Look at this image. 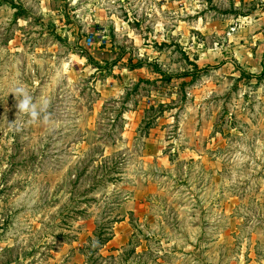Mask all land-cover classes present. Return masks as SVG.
Listing matches in <instances>:
<instances>
[{
    "label": "rangeland",
    "instance_id": "1",
    "mask_svg": "<svg viewBox=\"0 0 264 264\" xmlns=\"http://www.w3.org/2000/svg\"><path fill=\"white\" fill-rule=\"evenodd\" d=\"M0 264H264V0H0Z\"/></svg>",
    "mask_w": 264,
    "mask_h": 264
},
{
    "label": "clouds",
    "instance_id": "2",
    "mask_svg": "<svg viewBox=\"0 0 264 264\" xmlns=\"http://www.w3.org/2000/svg\"><path fill=\"white\" fill-rule=\"evenodd\" d=\"M15 94L20 97L17 104L19 112L29 115L32 119H36L38 116L36 106L32 103V98L27 91L23 88H18L15 90Z\"/></svg>",
    "mask_w": 264,
    "mask_h": 264
},
{
    "label": "trees",
    "instance_id": "3",
    "mask_svg": "<svg viewBox=\"0 0 264 264\" xmlns=\"http://www.w3.org/2000/svg\"><path fill=\"white\" fill-rule=\"evenodd\" d=\"M109 229L110 228H106L105 230L107 232H104L103 234L99 233V235L97 234V232H95V234L97 235V236L96 235L95 236H96V238L98 240V245H97L98 247L99 246H103V245H105V244H107V243H109L111 241V237L109 236L110 235ZM96 249H97V247H96ZM134 251H135L134 249L131 250V253L134 252ZM88 253H91V252L88 250Z\"/></svg>",
    "mask_w": 264,
    "mask_h": 264
},
{
    "label": "built area",
    "instance_id": "4",
    "mask_svg": "<svg viewBox=\"0 0 264 264\" xmlns=\"http://www.w3.org/2000/svg\"><path fill=\"white\" fill-rule=\"evenodd\" d=\"M86 41H87V44H88V45H91V44L93 43V39H92V38H89V39H87Z\"/></svg>",
    "mask_w": 264,
    "mask_h": 264
}]
</instances>
